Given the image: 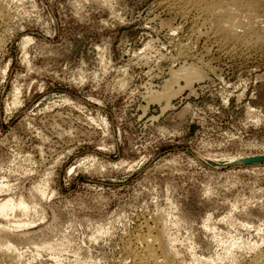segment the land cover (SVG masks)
Listing matches in <instances>:
<instances>
[{
    "label": "rangeland",
    "instance_id": "rangeland-1",
    "mask_svg": "<svg viewBox=\"0 0 264 264\" xmlns=\"http://www.w3.org/2000/svg\"><path fill=\"white\" fill-rule=\"evenodd\" d=\"M169 1L0 0V200L30 207L25 264H132L145 225L181 263L264 256V48ZM183 66L192 85L153 101Z\"/></svg>",
    "mask_w": 264,
    "mask_h": 264
},
{
    "label": "bare ground",
    "instance_id": "bare-ground-1",
    "mask_svg": "<svg viewBox=\"0 0 264 264\" xmlns=\"http://www.w3.org/2000/svg\"><path fill=\"white\" fill-rule=\"evenodd\" d=\"M173 1L179 2L187 10L197 9L201 13H203L206 19L211 23L212 28H209V33L211 32L210 30L212 29L215 35L220 37L222 43H224L226 46L247 44V46L245 45L246 48L249 46L252 48H264V0H173ZM182 10L183 9H181V11ZM187 12L191 13L192 11L191 12L187 11ZM203 14L201 15L203 16ZM0 16H3L1 10H0ZM197 19H200V17H198ZM166 22L167 21H164L163 24ZM199 36L201 37V35ZM220 39L218 40L220 41ZM183 53L184 52L182 51V54ZM179 56L181 57V53ZM184 56L185 55H183V58ZM187 57L189 58V56ZM170 69L171 70H168L169 71L168 75H170V79L163 84L164 86L162 91L157 93H155V91L153 92L155 93L153 96V101H158V102L165 101L167 104V108L170 107L171 100L174 97H176L179 93L181 94L182 91L184 90V87L182 88V86H179L180 81L182 80L186 81L187 83L186 82L185 83L187 84V87L185 88H188L192 85L189 79L193 78L192 76L197 75L198 73V70L196 72L195 70L192 69V67L186 68V66L185 67L183 66V68L180 69L178 68L179 70L177 71H174L172 68ZM191 92L194 91L192 90ZM5 191H6V186L0 183V194ZM44 193L45 192L40 193L41 197H44ZM3 198L4 199L0 200V264H23L25 262L24 259H23L24 262L20 260L22 256L17 257L19 256V255L16 256V254L18 253L14 254L13 252V248L15 247L13 246V243L15 244V242H12L11 238L18 236L20 237L21 234H23L24 232L23 230H25L26 226H28L27 229H29L30 227L28 225L29 221L26 224V222L19 221L20 219L15 220L18 217V216L15 217V213L22 212V214H25V216L29 215L30 207L22 199L14 200L12 198H5V197ZM21 220H25V219H21ZM145 226H144V230L143 229L141 231L139 230V232L135 235L134 240L130 242V244H128L126 248L127 255H129L130 259H132V264H183L185 262V261L184 262L182 261V263L181 261L178 262V260H176L177 255L176 254L173 255L171 253L173 251H170V248L164 242V238L162 239L160 234H156L154 229H151L149 226L147 227ZM15 228H17L18 230L20 229L22 230V228L24 229L22 230L23 232L21 234L17 235L15 233L16 232L15 230L17 229ZM50 248L51 247H49L48 250H50ZM15 250H17V248ZM206 264H215V262L210 261V262H206ZM250 264H264V256L260 255L255 257L250 262Z\"/></svg>",
    "mask_w": 264,
    "mask_h": 264
}]
</instances>
